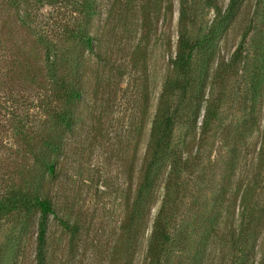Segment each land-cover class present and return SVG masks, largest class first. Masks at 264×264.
<instances>
[{
  "label": "trees",
  "instance_id": "1",
  "mask_svg": "<svg viewBox=\"0 0 264 264\" xmlns=\"http://www.w3.org/2000/svg\"><path fill=\"white\" fill-rule=\"evenodd\" d=\"M11 1L21 23L27 27L34 18L30 12L33 6L65 4L73 17L69 24L62 26L60 42L63 44L45 33H37L46 48L54 102L50 113L52 123L37 154L34 182L0 194V223L9 215L20 217L10 229L9 241L20 240L36 221V264H47L50 216L58 218L70 232L71 244L76 243L81 230L79 218L70 213L59 216L49 183L58 177L67 132L82 120L80 105L88 91L87 52L93 53L100 62L96 64L99 68L97 82L100 71L110 79L116 76V68L120 77L131 68L146 71L160 15L163 12L165 16H173V2L121 1L125 12H130L136 3L140 16L130 59L117 63V46L112 49L110 39H106L103 32L94 31L100 0ZM247 1L229 0L224 7L219 0H178L175 53L170 52L173 43L169 36L165 43L169 52L168 66L150 125L145 164L134 195L128 194L126 199L127 210L121 225L124 239L133 249L141 221H145L157 203L159 189H163L143 264H204L218 238L226 264H264V143L257 154L255 181L245 185L238 182V186L231 189L242 145L247 144L249 135L260 123L259 104L264 92V0H256L242 38L230 58L221 55V42ZM211 10L213 17H206ZM162 36L163 33H159L155 41ZM251 46H255L256 54L252 63ZM239 74L240 79L247 81L243 93L244 113L230 123L234 125V137L227 138L229 130L221 126L220 134L226 137L230 154L223 162L217 190L206 193L205 186L212 181L210 176L214 175L219 160L213 155L214 147L208 146L207 137L217 134L212 128L220 120L222 100L227 92L217 93L216 88L224 86L227 77ZM110 86L107 82L105 91L109 95ZM98 90L95 86L93 94ZM142 97L140 105L144 114L148 102L145 90H142ZM136 127L133 138L142 126ZM134 148L136 151L137 142ZM238 202L239 213L236 211ZM130 252L134 255L136 249Z\"/></svg>",
  "mask_w": 264,
  "mask_h": 264
},
{
  "label": "rangeland",
  "instance_id": "2",
  "mask_svg": "<svg viewBox=\"0 0 264 264\" xmlns=\"http://www.w3.org/2000/svg\"><path fill=\"white\" fill-rule=\"evenodd\" d=\"M121 1L100 0V11L94 20V31L103 32L106 39H110L112 49L117 46V63L130 59L140 16L136 3L130 12H125ZM219 1L224 7L229 2ZM172 2L173 16H165L163 12L160 15L158 32L152 38L151 53L147 56L146 71L131 68L120 77L115 67L113 80L100 71L97 82L96 71L99 68L96 64L100 62L93 53L87 52L88 91L80 105L82 120L78 121L75 129L67 132L58 177L49 183L59 216L70 213L72 217L79 218L81 230L76 243L71 244L70 232L51 215L47 264H143L163 189H159L157 203L145 221H141L133 249L124 239L121 225L127 210L126 199L128 194L132 196L135 192L145 164L150 125L168 66L169 52L165 43L169 36L173 43L170 52L175 53L179 5L178 0ZM255 4L256 0L246 2L241 15L222 40L221 55L227 59L237 48ZM30 12L34 18L31 26L27 27L21 23L12 1L0 0V194L34 182L38 169L37 154L52 123L50 113L54 102L46 48L37 33H45L61 43L62 26L73 19L70 8L65 4L33 6ZM213 15L211 10L206 17L212 18ZM161 32L163 38L155 41ZM254 47H250V63L256 57ZM240 78V74L227 77L222 80L225 85L216 88L217 93L227 92L222 100L220 120L212 128L217 134L207 137L208 146L214 147L213 155L216 154L219 160L217 174L214 172L210 176L212 181L205 186L206 193L218 188L223 162L230 154L225 138L235 135L234 125L230 123L244 113L243 93L247 81ZM107 82L111 83L110 95L105 91ZM95 86L99 90L93 94ZM142 90L148 93L144 114L140 105ZM114 92L117 93L114 95ZM259 105V128L249 135L247 144L242 145L231 189H235L238 182L245 185L248 181H255L257 154L264 143V92ZM140 124V132L133 138L136 125ZM221 126H227L229 130L226 137L220 134ZM238 204L236 211L239 213ZM19 218L18 215H9L0 223V264H36V221L20 240L9 241L10 229ZM215 243L204 264H226L219 248V238ZM126 248L130 250L126 251ZM134 249L136 253L132 255L130 251Z\"/></svg>",
  "mask_w": 264,
  "mask_h": 264
}]
</instances>
